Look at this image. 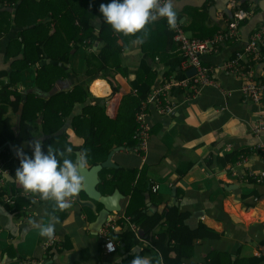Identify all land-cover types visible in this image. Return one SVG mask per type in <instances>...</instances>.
<instances>
[{
  "label": "crops",
  "instance_id": "0c3cea01",
  "mask_svg": "<svg viewBox=\"0 0 264 264\" xmlns=\"http://www.w3.org/2000/svg\"><path fill=\"white\" fill-rule=\"evenodd\" d=\"M230 1L177 0L178 23L188 38H210L226 28V21L233 12ZM109 2H78V10L89 17V26L93 29L92 52L104 45L99 38L100 28L104 24L99 6ZM242 5L248 9L241 8ZM50 7L58 14L55 3ZM16 8L0 4V11L9 12L13 19ZM236 9L252 13L241 23L236 41L225 43L215 54L201 57L205 65L218 67L234 59L237 53L244 50L253 31L264 23V0H239ZM34 14L38 13L34 11ZM28 15L29 12H23L20 18L27 19ZM48 16L51 18L52 14ZM13 19L8 34L0 35V71H8L14 60L13 57H6L8 44L20 31L13 24ZM145 27L146 33L141 30L126 37L127 45L121 54V66L127 77L114 75L112 81L118 89L115 93L102 79L94 78L87 84L84 75L86 48L82 46L71 51L68 65L53 63L46 57L40 64L23 70L17 88L23 96L35 93L47 99L56 93L70 91L77 85L87 84L90 96L84 104L75 105L71 115L57 131L58 135L64 134V140L79 148L83 139L76 136L71 128L73 117L84 106L103 101L105 115L115 118L122 96L132 93L128 81L135 79L142 60L156 73L153 87L166 80L180 81L191 76L190 70L184 69L177 45L170 39L167 21L160 19ZM137 37L143 43H137ZM45 64L59 65L65 72L64 77L56 81L48 93L35 86V71ZM240 64L243 72L250 70L255 81L264 82L263 50L258 60L249 62L246 59ZM211 78L213 84L204 86L192 98L187 96L185 90L170 88L167 98L173 103L174 109L169 115L159 114L153 108L149 111L150 132L145 152L137 154L132 149L115 148L111 161L116 168L112 169L135 171L132 185L144 192L143 211L147 215L161 214L169 207H176L180 213L187 215L185 225L191 231L204 226V234L193 241L191 256L183 260L184 264H208L211 254H216L213 264H264V259L249 261L264 256V181L258 184L241 182L236 178V173L230 171L233 168L243 173V167L234 166L238 156L258 141L264 143V131L258 138L251 132V127L260 118L264 121V98L260 103L245 100L240 93L243 78L239 74H226L216 69ZM23 103L16 113L9 109L6 115L13 126L15 138L4 144L9 156L1 162L3 183L6 181L20 185L14 177L19 166L10 146L15 151L22 147L25 153L32 154L31 145L35 140H40L42 144L50 138L44 132L42 116L38 115L32 127V139L20 140L18 130ZM78 154L80 151L75 152V159ZM248 167L256 173H264V163L258 159L249 160ZM99 184L97 190L101 195L108 196L117 190L122 196L119 200L120 212L108 216L117 222L119 217L124 216L129 196L118 189L111 194H104L99 190ZM154 186L156 190L152 191ZM83 194L80 192L71 199V207L60 210L53 201L43 200L38 193L24 190L20 196L27 198L30 203L22 205L13 214L7 202L10 196L0 197V264H119L136 255L150 259V249H154L142 239L139 229V245L132 246L127 252L123 250V245L119 249L116 247L112 253L105 252L103 241L98 235L105 223L99 221L103 206L99 203L100 208L96 204L98 202ZM52 216L59 218L53 237L55 242L43 248L42 244L50 239L40 235L39 226L46 225ZM117 225L118 231L120 224L117 222ZM165 228L162 220L156 232ZM154 257L161 263L158 254Z\"/></svg>",
  "mask_w": 264,
  "mask_h": 264
},
{
  "label": "trees",
  "instance_id": "16d2710c",
  "mask_svg": "<svg viewBox=\"0 0 264 264\" xmlns=\"http://www.w3.org/2000/svg\"><path fill=\"white\" fill-rule=\"evenodd\" d=\"M80 0H0V4L10 7L17 6L14 19L5 11H0V35H7L11 27V19L18 31L16 37L7 46L6 57H13L10 69L0 71V161L8 159V152L5 143L13 141L15 132L10 123L7 112L18 111L23 103L22 115L19 125V138L22 141L32 139V127L37 116H42L43 129L49 139L42 143V151L52 150L54 152L63 151L66 147L73 149L72 153L65 152L63 158L75 160V152L87 150L89 167L104 162L108 154L115 148L123 147L133 149L136 145L134 134L137 128L135 113L141 102L145 101L150 93L155 80L156 73L142 60L135 79L128 81L132 93L122 96L115 118L111 119L105 115L103 101H97L93 105L89 104L81 109V112L73 117L71 128L74 134L83 139L79 148H75L66 140L64 134H57V131L64 125L66 119L71 115L73 108L77 104H84L88 96L87 84L94 78L105 80L111 87L112 93L117 92L114 75L127 77L125 70L121 66V54L127 42L125 35L115 32L111 26L104 22L99 31V38L104 43L103 47L96 51H91L93 29L89 26V17L80 12ZM56 4L55 11L50 7ZM241 8L248 9L246 5ZM34 11L38 14H34ZM40 11L45 13L42 15ZM249 11V10H247ZM23 12H29L27 19H21ZM52 14L51 18L48 16ZM50 20L46 21V19ZM168 25V24H167ZM169 27V26H168ZM171 32V31H170ZM172 40V33H170ZM80 46L86 48L84 75L87 84L77 85L67 92H59L44 99L35 93L23 96L18 90L20 74L30 66L40 64L46 57L50 61L59 65L70 63L71 51ZM90 51V52H88ZM20 57V58H19ZM59 65H40L35 73V86L38 90L48 93L54 83L64 77V70ZM12 97V98H11ZM54 134H57L54 136ZM31 157V153H26ZM19 166V159L16 155ZM135 171L125 169H103L100 172L99 190L104 194H111L115 189L120 190L129 196L124 217H129L130 222L143 232L144 240L148 241L153 249L150 259L153 264H157V254L161 258L158 264H184L183 260L191 256L193 241L199 239L204 234V226L191 231L186 225L187 215L180 213L176 207H169L163 213L147 215L143 211L144 192L132 185ZM24 191L21 185L4 182L0 187V197L10 196L14 199V205L9 209L13 214L22 205L30 203L27 198L20 195ZM83 194V192H82ZM85 195V194H83ZM100 208L101 205L96 203ZM164 220L166 228L156 232ZM120 224L118 231L111 232L110 239L115 243L117 249L123 245L125 252L134 245H139L141 238H136L134 233L123 223L122 219L117 220ZM122 228V231H121ZM121 231V232H120ZM209 256L208 264H213V256ZM135 256L124 259L119 264H130ZM264 259L260 256L257 262Z\"/></svg>",
  "mask_w": 264,
  "mask_h": 264
},
{
  "label": "built area",
  "instance_id": "2783aa9c",
  "mask_svg": "<svg viewBox=\"0 0 264 264\" xmlns=\"http://www.w3.org/2000/svg\"><path fill=\"white\" fill-rule=\"evenodd\" d=\"M239 0H231L230 6L233 9L232 16L226 21V28L222 31L217 32L210 38L204 40H197L188 38L182 28V25L177 22L175 28H169L172 33V40L177 45L178 51L182 57L184 69H193L194 74L180 81L166 80L161 85L157 87H152L150 93L148 94L145 101L141 102L139 109L135 113V121L137 128L134 134V139L136 141L135 147L132 149L133 152L140 154L145 152L147 143L149 140L150 123H149V111L152 108L162 115H169L174 109V105L167 98V93L170 88H179L187 92L188 97H195L201 88L204 86L212 85L213 72L218 69L226 74H239L243 78V83L240 87V93L242 97L252 103H260L264 98V82L255 81L250 70L243 72V68L240 64L241 61L246 59L250 61H256L260 58L262 50L264 51V23L259 25L250 36L244 50L237 53L235 58L218 67H213L211 65H205L201 61V57L208 54H215L219 51L222 45L227 42L236 41L239 37L240 25L243 21L248 19L252 12L237 10L236 4ZM160 19H165L164 17L156 16V18L151 22H155ZM149 23V24H151ZM171 100V99H170ZM264 131V121L260 118L251 127V132L254 137L258 138L260 134ZM258 159L264 163V143L257 142L238 156L236 167H243L244 172H236L235 169L231 168L230 171L236 173V178L241 182H252V183H262L264 181V173H256L249 169V160ZM3 173L1 172V161H0V186L3 184ZM155 186L152 187V191H155ZM7 196V195H6ZM8 197V196H7ZM7 202L13 207L14 202L11 197ZM122 219L123 223L128 226V228L134 233L136 238L138 236V228L136 225L130 222L129 217H119L117 220ZM117 222L111 218H108L103 227L99 231V238L103 241L102 248L107 253H112L116 250V245L108 237L109 233L117 231ZM54 239L45 241L42 244L43 248H46L54 243ZM113 245V250L109 251L108 245ZM202 264V263H197Z\"/></svg>",
  "mask_w": 264,
  "mask_h": 264
},
{
  "label": "clouds",
  "instance_id": "9594fccd",
  "mask_svg": "<svg viewBox=\"0 0 264 264\" xmlns=\"http://www.w3.org/2000/svg\"><path fill=\"white\" fill-rule=\"evenodd\" d=\"M177 0H110L107 4H100L99 12L103 21L111 28L125 36L134 35L141 30L146 33V25L156 16L166 18L169 28H175L178 22L175 7ZM137 43L143 40L137 37ZM32 155L29 157L21 148L16 149L19 167L15 170V179L22 188L30 193H38L43 200H51L60 210L71 207V199L84 187L82 171L89 166L87 150H83L76 159L63 158L65 152L72 153L71 147L63 151H42L40 140L32 145ZM57 216H52L46 225L39 226L40 235L52 239L55 234ZM109 251L113 245H108ZM130 264H153L148 257L136 255ZM158 264V262H157Z\"/></svg>",
  "mask_w": 264,
  "mask_h": 264
},
{
  "label": "water",
  "instance_id": "95a60500",
  "mask_svg": "<svg viewBox=\"0 0 264 264\" xmlns=\"http://www.w3.org/2000/svg\"><path fill=\"white\" fill-rule=\"evenodd\" d=\"M193 74H194V70L191 69L189 72V75L192 76ZM120 149L122 148H118L117 150H120ZM10 150L12 151L14 155H16V151L11 146H10ZM115 150L116 149L112 150L108 154L104 162L98 165H95V166H91L87 168L86 170L82 171L81 173V175L84 177V180H83L84 187L82 188L80 192H83L84 194H86V196L89 199L95 202H98L103 206V210L100 212V216H99V221L101 224H103L106 221L109 214L119 213L121 210L119 200L122 198V196L117 190H115L111 195H108V196L101 195L100 192L97 190V186L100 183L99 173L103 169L116 168V165L112 163L111 161V157L114 154ZM139 233L141 236L143 235V232L141 230L139 231Z\"/></svg>",
  "mask_w": 264,
  "mask_h": 264
}]
</instances>
